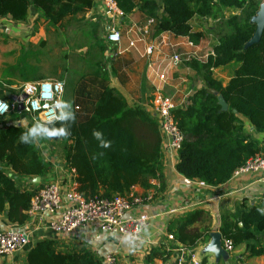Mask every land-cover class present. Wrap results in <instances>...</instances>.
I'll list each match as a JSON object with an SVG mask.
<instances>
[{
	"label": "trees",
	"instance_id": "obj_1",
	"mask_svg": "<svg viewBox=\"0 0 264 264\" xmlns=\"http://www.w3.org/2000/svg\"><path fill=\"white\" fill-rule=\"evenodd\" d=\"M92 1L0 0V17L7 15L12 21H23L28 6L33 5L49 24L55 25L66 18L82 16ZM261 2L115 0L121 13L136 6L150 17L153 35L167 32L196 44L202 33L191 30L189 20L194 17L223 20L228 30L212 46V55L201 63L195 59L188 62L203 80L205 88L190 92L185 106H174L169 111L173 125L182 134L173 168L185 179L217 186L227 181L233 170L246 160L264 153L256 140L240 134L242 126L235 117V114L242 116L256 131L264 132V26L259 37L250 41L255 28L252 18ZM222 8H233L238 13L223 17ZM159 10L161 15L157 16ZM230 62H235L236 66L222 84L213 76L212 70ZM68 85L71 86L69 94L66 92ZM63 86L62 100L71 104L75 119L56 121L50 127H60L64 123L70 132L67 138L58 139L66 143L62 159L67 168L73 170L75 192L84 200H96L124 196L134 187H139L142 194L151 189L162 190V140L156 118L139 106H127L123 97L96 70L84 71L74 81L65 79ZM219 97L227 104L226 110L220 109ZM0 98L11 102L10 96H4L1 90ZM12 117L17 118V114ZM94 130L102 132L103 139L110 141L111 146L100 147L92 135ZM26 131L16 125L0 129V164L19 175H45L51 167L38 154L34 144L20 142L21 134ZM35 192L18 189L13 180L0 171V213H5L10 223L25 221L29 201ZM201 212V209H194L185 213L172 231V237L191 248L201 234L186 227L196 218L198 221ZM218 231L232 247L254 239L256 233L264 237V209L260 211L251 206L224 213ZM209 232L202 229L203 236ZM258 250L256 254L262 251ZM171 252V247L164 249L158 245L149 249L145 260L165 261ZM204 263L201 258L199 264ZM22 264H102V261L86 248L61 252L55 248L54 240L42 239L26 251Z\"/></svg>",
	"mask_w": 264,
	"mask_h": 264
},
{
	"label": "crops",
	"instance_id": "obj_2",
	"mask_svg": "<svg viewBox=\"0 0 264 264\" xmlns=\"http://www.w3.org/2000/svg\"><path fill=\"white\" fill-rule=\"evenodd\" d=\"M138 1L136 0V2ZM156 15H161V11L159 10ZM37 18L41 20L42 25L46 24L47 26L45 29L42 26L39 27L35 40L62 43L60 49L64 53L56 56V64L50 66V68L54 67L53 69L47 70L48 65L43 63L36 71L29 72L30 74H44L41 78L47 79L53 77L46 76L47 74L54 73L56 78L62 79L64 83L65 67L58 69L59 66H62L59 59L64 61L69 55L78 56L81 61L87 59L83 63V67L76 69L98 71L107 79L108 84L123 97L127 106H139L157 119L151 99L158 79L150 74L149 67L162 64L173 51L188 53L190 47L187 38L174 37L167 32L153 35L152 24H146L150 17L143 14L136 6L129 12L111 18L103 13L99 1L93 0L91 7L82 16L66 18L52 25L47 22L39 9L29 5L23 21H12L7 15L0 17V51L8 50L7 52L10 54L8 61L0 59V74L2 73L1 68L4 66L13 69L11 74H19L21 72L16 69L31 66V64L23 65L17 61L16 56L18 51L26 49V43L31 40L30 25ZM204 19L205 17H194L189 20L191 30L200 31L203 35L201 27ZM206 20L209 21V19ZM211 20L217 21L213 18ZM111 27L117 29L120 34V41L117 46L106 40V34ZM4 37H6L5 43H3ZM201 41L199 40L196 44L193 43L198 51V56L205 53L200 51ZM128 42H133L134 46L129 47ZM147 47L151 49L149 54L144 52ZM195 60L200 62L197 58ZM182 64L168 68L160 90L163 95L171 98L175 107L185 106L186 97L190 92L205 88L203 80L196 74L194 68L189 64ZM225 68V66H221L212 70L213 76L222 84L227 81L229 74L223 76V80H221L215 76V73L218 74ZM225 70L227 71V69ZM34 79L31 78L29 81ZM12 87L13 91L6 93V96L16 92V86L12 85ZM12 114H17V118L12 117ZM235 117L242 126L240 134L256 140L264 149V132L256 131L242 116L235 114ZM28 119L33 121L29 116H24L21 111L11 112L0 117V129L16 125L28 130L32 126ZM54 139L61 143L59 145L60 151L51 152L49 146H53L51 141ZM65 145L66 143L61 142L58 138L42 139L38 143H34L38 154L51 167L45 175H19L10 167L1 164L0 171L10 177L20 190H38L49 183L56 184L65 190L72 179L70 170L62 159ZM161 151L160 164L164 187L162 190L154 191L151 189L148 191L147 193L152 195L153 200L131 211V215H136L138 212H144L148 215L147 225L138 241H133V244L130 245L123 237L106 233L93 223L84 225L74 233L65 235L39 226L36 217L27 215L23 223L16 224L10 223L5 213H0V233L19 230L29 231L30 235L27 246L20 251L1 256L0 264H22L25 260L26 251L42 239L54 240L55 248L61 252L86 248L101 261L105 255L110 254L113 257V264H174L175 249L179 247L191 252L198 262L204 258V264H264V237L261 236V233H256L254 239L242 241L233 246L231 251L226 252L224 258L215 259L211 253L203 252L208 243V234L210 232L219 233L218 227L222 214L231 213L238 209L246 210L251 206L257 207L260 211L264 209V201L261 195L262 187L257 182V175L241 174L237 177H229L227 181L217 186H200L196 180L185 179L174 170L173 166L177 159L175 151H168L163 143L161 144ZM133 191L142 194L139 187H134ZM194 209H201L202 212L199 214L198 221L196 218L186 229L201 235L193 246L188 248L184 243L172 237L171 233L175 231L181 217ZM202 229H208L210 232L203 236ZM168 235H171V238H168ZM221 240L223 239H220V243ZM158 245L164 249H168V246L171 247L172 252L169 257L165 261L159 259H154L151 262L146 261L145 257L149 249ZM258 249L262 250L260 254H256Z\"/></svg>",
	"mask_w": 264,
	"mask_h": 264
},
{
	"label": "built area",
	"instance_id": "obj_3",
	"mask_svg": "<svg viewBox=\"0 0 264 264\" xmlns=\"http://www.w3.org/2000/svg\"><path fill=\"white\" fill-rule=\"evenodd\" d=\"M98 1L105 15L113 18L121 14L115 0ZM150 23L151 20L146 21L147 25H150ZM106 40L110 44L117 46L120 41L119 31L112 27L109 28ZM187 43L190 47L188 53L173 51L162 64L149 67L150 74H153L158 79V83L152 92L153 109L157 116L156 120L162 143L170 152H176L179 148L182 134L173 125L169 114L170 109L174 107L171 98L163 95L160 91L166 72L168 68L179 65L183 60L197 58L202 62L208 55H212L211 50H209L198 56V51L193 46V43L189 40ZM128 46L133 47L134 43L128 42ZM150 50V47L145 48V54H149ZM45 84L51 85V92L53 93L51 100H47L43 95ZM57 84L63 85V82L51 79H37L20 83L15 87L16 92H14V96H22V108L20 111L32 118L33 122H44L48 114V109L44 108L45 103L51 105L54 101L63 99L64 86L61 91L57 87ZM29 86L34 89V92L29 93L26 91ZM37 101L39 102L38 105ZM0 102L8 105L6 111L0 112V117L17 111L15 97L11 102H6L0 98ZM70 173L72 175L73 170H70ZM241 174L257 175V182L262 187L261 195L264 201V153L257 154L246 160L243 165L233 170L231 177H237ZM197 183L200 186L205 185L199 181ZM147 192L144 194L136 193L132 188L124 196L113 195L109 198L84 200L75 192L74 182L71 179L65 190H62L60 186L53 183L43 185L36 190L29 201L26 214L30 217H36L39 226L49 228L55 233L69 235L80 227L93 223L106 233L119 235L123 238L131 235L136 237L134 241H138L143 229L147 225L148 215L144 212L131 215V211L153 200L152 195ZM28 232L19 230L1 232L0 257L20 251L27 246L30 240ZM168 238H171V235H168ZM220 244L224 251L229 252L232 250L230 241L221 240ZM185 252L182 247L175 249L174 264H199L192 253L185 254ZM102 264H113L112 255H105L102 258Z\"/></svg>",
	"mask_w": 264,
	"mask_h": 264
},
{
	"label": "rangeland",
	"instance_id": "obj_4",
	"mask_svg": "<svg viewBox=\"0 0 264 264\" xmlns=\"http://www.w3.org/2000/svg\"><path fill=\"white\" fill-rule=\"evenodd\" d=\"M221 9V8H220ZM223 10V17H227L230 14H234V13H238V10L233 9V8H222ZM206 19H209L206 20ZM211 17H205V19L202 21V32L203 35L200 38L201 41V50L202 52H207L211 49V47L216 43L217 39L219 36H221L222 34L228 33V30L225 28V26L223 25V20H217V21H212ZM194 21V19H193ZM214 22V23H213ZM195 23V22H193ZM43 27V29L46 28V24L42 25V22L39 18L36 19V21H34L30 27H31V40H29L26 43V49H21L20 51H18V55L16 56L17 61L30 65L29 68H22V69H16L19 70L21 73L19 74H11L10 72L13 71L12 68H9L8 66H4L1 68V74H0V90L2 92V94H4V96H6V93L8 92H12L13 91V87L12 85H19L22 82L25 81H29L32 77L34 78H39L42 79L41 77L44 76V74H30L29 72L31 71H36L37 69H39V66L41 64H47L49 69H53L50 68L51 65H55L56 64V56L60 55L61 53L63 54L64 52H62L63 50L60 49V47H62V43L53 41H39L38 39L35 40V38H37V33L39 30V27ZM209 27H212V29H209ZM4 41L3 43L6 42V37H4ZM8 50H5V52L0 51V59H3L5 61H8L9 57L8 55L9 52H7ZM12 55V54H11ZM13 56V55H12ZM11 56V57H12ZM66 60L63 61V59H59V63L62 66H59L58 69H63L64 67V71H65V79L66 80H71L74 81L75 79H77L80 74L84 71H81L79 69H76L78 67H83V63H85L87 61V59H84L83 61H81L78 56H66L65 58ZM189 60H183L182 61V65H186L188 64ZM236 63L235 62H230L228 64L225 65V69H227V71L225 69H223L220 73L216 74L215 76L220 78L221 80H223V76L229 74V76L232 74V70L235 68ZM26 71V72H24ZM87 71V70H85ZM221 74V76H220ZM46 76H53L51 78H47V79H51V80H58V81H62V79H58L56 78V75L54 73L52 74H47ZM63 82V81H62ZM71 90V86L68 85L66 92L67 94L70 93ZM22 114L26 117H28L27 114H25L24 112H22ZM29 120V119H28ZM29 122H31L29 120ZM33 125V121L31 122ZM53 143V146H49L51 152H55L56 150L60 151V147L59 145L61 143H59L58 140H52L51 141ZM185 252V250H184ZM188 252V251H187ZM185 252V254H190L191 252ZM195 257V256H194Z\"/></svg>",
	"mask_w": 264,
	"mask_h": 264
},
{
	"label": "clouds",
	"instance_id": "obj_5",
	"mask_svg": "<svg viewBox=\"0 0 264 264\" xmlns=\"http://www.w3.org/2000/svg\"><path fill=\"white\" fill-rule=\"evenodd\" d=\"M57 87L63 89L62 84H57ZM45 91L43 92L44 97L47 100H51L53 93L51 92V85H44ZM26 91L29 93L34 92V89L29 86ZM37 101V105H38ZM44 108L48 109L47 118L44 122L36 121L33 125L20 136V142L25 144H34L38 143L42 139H52V138H67L70 135L68 127L61 123L60 127H50L54 122H67L73 121L75 119V115L71 110V104L69 102L63 101L62 99H58L54 101L51 105L45 103ZM8 109V105L0 102V112H4ZM58 113V114H57ZM93 137L99 142V146L103 148H108L111 146V142L103 139V134L100 131H93ZM125 241L130 245L133 244V241L136 239L134 236H126Z\"/></svg>",
	"mask_w": 264,
	"mask_h": 264
},
{
	"label": "water",
	"instance_id": "obj_6",
	"mask_svg": "<svg viewBox=\"0 0 264 264\" xmlns=\"http://www.w3.org/2000/svg\"><path fill=\"white\" fill-rule=\"evenodd\" d=\"M252 22L254 23L255 28L250 41H255L259 37L264 26V0H262L256 16L252 18ZM14 97L17 102V111H20L22 108V96H14V94L10 95L11 99ZM218 104L221 110H226L227 104L220 97L218 98ZM231 111L235 112L234 109H231ZM208 238V243L205 245L203 252L211 253L215 259L224 258L226 256V251L221 247L220 234L218 232H210Z\"/></svg>",
	"mask_w": 264,
	"mask_h": 264
}]
</instances>
